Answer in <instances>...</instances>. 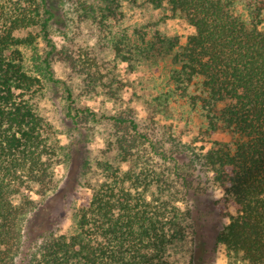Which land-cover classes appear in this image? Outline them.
<instances>
[{"label":"trees","instance_id":"trees-1","mask_svg":"<svg viewBox=\"0 0 264 264\" xmlns=\"http://www.w3.org/2000/svg\"><path fill=\"white\" fill-rule=\"evenodd\" d=\"M116 1L120 7L121 0L103 1L100 25L119 20ZM147 2L184 18L193 33L182 42L135 28L133 37L123 31L111 39V49L130 65L168 63L162 103L196 115L209 135L230 136L203 155L235 211L216 240L229 264H264V0ZM45 14V0L0 3V264H173L169 250L190 228V211L161 197L171 189L149 162L166 153L127 113L70 107L75 121H108L112 149L133 166L105 163L90 199L76 209L73 233L34 234L29 218L39 207L32 195L52 188L60 147L38 112L40 81L25 66L23 49L35 37L16 34L38 30L46 39Z\"/></svg>","mask_w":264,"mask_h":264},{"label":"rangeland","instance_id":"rangeland-1","mask_svg":"<svg viewBox=\"0 0 264 264\" xmlns=\"http://www.w3.org/2000/svg\"><path fill=\"white\" fill-rule=\"evenodd\" d=\"M11 1L15 0L0 3ZM103 1L45 0L47 38L38 30L16 34L35 37L34 44L23 49L25 66L40 81L38 112L53 128L60 147L52 188L45 196L32 195L39 207L29 218L33 232L73 233L76 209L90 199L105 163L119 164L122 170L133 166L122 164L112 149L108 121H75L70 107L89 108L105 116L127 113L166 153L165 159L155 157L149 162L171 189L161 197H169L182 213L190 211L184 223L190 228L170 248L169 260L173 264H229L216 236L235 211L224 201L222 189L203 164V155L215 142H229L230 136L209 135L196 115L162 103L168 63L130 65L111 49V39L121 37L123 31L133 37L135 28L158 30L185 42L193 28L184 18L171 17L167 7L155 8L147 0H121L120 7L114 2L121 16L103 26L99 24ZM156 186L152 185L155 192Z\"/></svg>","mask_w":264,"mask_h":264}]
</instances>
